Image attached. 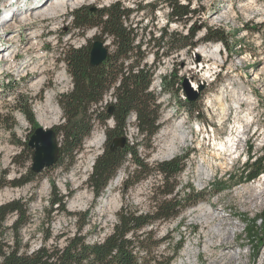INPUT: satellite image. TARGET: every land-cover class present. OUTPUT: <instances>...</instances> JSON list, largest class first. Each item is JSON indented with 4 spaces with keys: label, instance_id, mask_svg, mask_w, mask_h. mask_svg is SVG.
Here are the masks:
<instances>
[{
    "label": "rangeland",
    "instance_id": "374dc122",
    "mask_svg": "<svg viewBox=\"0 0 264 264\" xmlns=\"http://www.w3.org/2000/svg\"><path fill=\"white\" fill-rule=\"evenodd\" d=\"M188 1L178 0L182 5H186ZM51 2L52 0H0V53L13 52L14 54L12 59L0 60V177L2 172H6L5 179L12 181L24 175L32 165V157L30 158L29 154L18 160L21 164L23 163V168L11 163L20 152L17 142L26 141L31 134V125L26 120L25 113L15 108L17 95H22L26 108L34 117L37 127H44V123H49L52 125L50 129L54 131L65 125V122L62 125H56L57 112L45 114L40 111V107L34 106L53 108L54 102L58 103L59 100L55 99V95L69 88L68 83L72 81V77L67 72H65L66 78L53 82L57 71L53 64L62 61V55L57 54L63 46L61 43L54 44L52 40H49V26L51 23L64 26L65 17L68 20L70 13L84 7L100 10L119 2L124 8L131 10L129 24L131 28H134L138 38L143 39L147 44H143L140 48L141 58L134 52L126 61L132 66L130 71L138 68L137 70L144 69L150 73L151 92L149 94L154 97L158 107L157 124L160 127L150 140L139 131H134L126 143L125 146L137 149L138 156L151 171L146 177L129 185L128 189H125L123 184L126 180L131 181L132 172L136 169L128 153L99 196L96 197L88 185L96 160L104 150L105 133L109 130L105 121L103 124L94 122L90 135L83 141L69 168L66 167L67 162L64 159L57 166L54 165L42 171L30 183L21 187L7 186L0 190V205L13 200H21L25 205L28 222L19 232L22 244H25L27 248L28 244L33 247H42L44 232L49 229L50 238L46 245L58 247L64 244V239L75 235L79 225L82 228L79 235L84 238L86 244L92 245L98 242L99 237L102 242L117 224V216L122 209L136 215L146 214L152 210L157 200H162L159 197L162 177L154 172V168L162 162L187 156L184 170L176 178L175 200L184 205L186 196L193 194L200 196L201 200L192 207L182 209L176 218L150 224L146 232L152 230L155 240L165 239L166 241L153 248L150 243H147L146 246L151 253L146 255L141 251L137 255L138 258L147 262L154 256L171 257L175 250L171 264L186 263L187 257L196 260V264H211L208 254L203 250L205 230L201 226L200 216L195 208L216 202L215 208L225 207L227 219L237 224V235L232 236L234 239L232 247L243 256V261L239 264H260L261 254L264 252V203L257 210L244 209L247 207L239 203L234 192L264 176L261 174L251 181H245L244 176L240 177L249 158H252V161L256 160V163L264 160V0H190V9L196 12L191 20V22L195 21L194 27L207 26L222 29L229 37L227 48L231 53L228 55L221 43H215L219 46L221 66L219 70L212 73L213 76L207 83L201 81L202 66H199L196 58L200 47L211 44L200 42L204 37L203 30H200L195 37V41L199 40L196 47L184 49L169 56L162 55L166 51L165 48L156 52L157 49L153 48V44L148 43L151 36L157 40L165 29L174 34L187 33L188 26L184 27L174 22L167 23L169 10L165 0H83L82 3L72 5H70L72 2L66 0L63 5L53 9L52 15H47L50 9L43 14L37 13L41 7L50 8ZM5 5H9L10 11L6 17L7 20L5 14L2 15L4 13L2 7ZM152 5L156 6L153 13L150 10ZM139 6L143 9L137 11ZM60 10L62 11L59 12ZM70 26L73 36L71 43L64 46L66 51L77 45L87 32L91 33L94 29L81 31L77 30L78 28L73 24ZM8 27L17 28L16 36L10 37L12 33L9 31L5 33ZM32 36L33 38H30ZM97 36H99L98 30L94 31L91 37L86 38L85 43L87 44L88 41L91 43ZM98 40L107 46L109 54L113 52L110 38L103 37ZM235 46L236 48L233 49ZM153 57L154 62L150 65ZM136 60L139 61V66L137 63L133 65L137 62ZM141 65H143L142 68ZM196 66L198 69L194 73L191 68ZM230 67L233 68V73L229 70ZM23 71L27 73L26 78L20 84L10 85L13 90L5 94L2 86L7 85L6 80L12 76V73L19 74ZM173 71L176 72L177 78L173 90L169 91L164 88V78H168ZM19 75L20 78L23 77ZM234 75L238 76V79L234 78ZM159 78L161 83L157 87L155 83ZM36 79L39 82L42 79V85L39 94L34 97V90L29 87L39 83ZM234 79L244 86V93L241 94V91L235 90L232 95L220 94L225 89L227 80ZM195 82L199 84L193 90ZM186 86L191 93L198 92L197 100L192 102L200 110L198 116L189 115L183 108L184 102L188 101ZM200 86L202 90L198 91ZM248 94L255 99V105L250 112L251 123L240 145L241 155L226 172L212 166V172L208 177L198 175L200 156L205 154L204 151L209 153L213 148L210 140L213 132L218 131L220 138L231 134L235 117L234 111L230 109L231 104L236 98ZM49 95H52L51 102L46 103ZM218 95H221V98L223 96V105L214 100ZM59 108L62 113L60 106ZM243 109L246 110L247 107L243 106ZM128 120L123 126L124 133L127 128V133H131V121L128 126ZM178 121L186 122L190 132L188 141L185 147L179 146L171 156H163L162 153H166L163 147L168 143L169 135L160 137V134L162 130L172 127ZM138 126L136 120L134 128ZM60 135L56 138L59 145ZM97 136L101 137L102 143L99 147L91 146L89 143ZM206 162L204 166L209 165L212 158H206ZM255 167L256 165L250 170L253 171ZM53 185L56 192L63 197L62 204L67 213L59 211L55 206L50 209ZM166 198L169 199V197ZM13 216L14 214L9 216L3 224L6 228L4 238L11 243V226L8 224L11 220L13 221ZM179 247L180 250L177 251ZM225 250L231 251L232 248H225ZM195 255L196 257L193 258Z\"/></svg>",
    "mask_w": 264,
    "mask_h": 264
},
{
    "label": "trees",
    "instance_id": "16d2710c",
    "mask_svg": "<svg viewBox=\"0 0 264 264\" xmlns=\"http://www.w3.org/2000/svg\"><path fill=\"white\" fill-rule=\"evenodd\" d=\"M167 9L169 10L168 22L179 23L187 27V33L174 34L169 33L166 29L160 33L156 40L153 36L149 39L153 48L158 52L165 48L163 56H169L184 49L196 47L198 41L195 37L200 30H203V38L200 42L203 43H221L227 52L231 53L228 47V34L218 28L207 26L194 27L195 21L191 22L194 10L190 9V0L186 5H182L178 0H165ZM138 11L143 7H137ZM156 6H150L153 13ZM131 10L126 9L119 2L110 4L107 8L91 11V8L84 7L75 10L71 13L72 24L81 31L84 29L97 28L99 36L94 37V40L103 39V37L111 39V45L114 50L109 54L106 60L95 67L89 65V54L91 43L79 49H69L65 54V62L67 71L72 77L73 89L71 92L62 95L58 103L62 109L65 125L54 130L56 137L60 135L61 141L58 147V159L54 165H58L62 160H66V167L69 168L73 162L76 152L81 148L83 141L90 135L94 122L103 124L109 118L114 120V127L106 131V141L102 155L96 160L93 172L89 177L88 185L92 189L95 196H99L108 180L115 173L126 153L131 156L132 162L136 169L132 172L131 181L124 182L125 189L129 185H133L143 177H146L151 171L147 169V165L138 156L137 149L125 146L116 148L113 152L109 150L110 143L123 136V126L129 112L136 113L138 121V131L150 140L159 130L158 107L155 104V99L147 92V88L151 84L150 73L147 70L140 69L137 73L129 72L124 74V63L131 58L135 52L141 58L140 48L143 44H147L143 39H139L134 28H131L129 17ZM236 46L233 48L235 49ZM133 65L139 66V61L136 60ZM132 68V67H131ZM121 76V81L116 87L117 102L112 108L110 115L106 111L97 112L94 109L95 104L101 99L106 90L109 89ZM176 72L164 78V88L173 90L176 81ZM150 82V83H149ZM12 86L4 85L3 91H12ZM22 95H17L15 98V108L25 113L26 120L31 125V133L37 128L34 117L27 110L26 104L22 99ZM197 98L193 101L195 102ZM183 108L189 115L200 113L199 108L192 102L185 101ZM29 137L26 141H18L20 152L12 159L13 165H18L23 168L18 160L22 159L26 154L30 158L33 156V150L28 145ZM187 156L182 158H174L167 162L158 164L154 172L162 177L161 191L159 197L162 200H157L152 206V210L146 214L136 215L128 213L122 209L119 213L117 224L109 235H107L101 243L86 244L84 238L80 236L81 226L77 227L75 235L66 241V245L62 249L57 246H47L46 242L50 238V231L47 229L44 232L43 246L31 255H26L20 250L26 249V245L22 244L19 235L20 229L28 222L26 216V208L21 200H13L0 205V264H171L174 260L176 251L171 257L158 258L154 256L144 262L138 258V254L144 252L150 254L146 244L150 243L151 248L157 247L165 239L155 240L152 230L146 232V228L150 224L157 221L166 222L172 218H176L182 209L192 207L201 200L197 194L187 195L184 205L175 200L176 178L180 172L184 170L185 160ZM252 158L247 160L240 177L245 181L256 179L261 174H264V160L252 161ZM53 165V166H54ZM253 171L251 167L255 166ZM52 166V167H53ZM6 172H2L0 177V190L4 187H21L27 183L34 181L38 174L27 169L24 175H20L17 179L7 181L5 179ZM21 174V173H20ZM166 197H169L166 198ZM164 198V199H163ZM63 197L60 196L53 185L52 197L50 200L51 208L58 205V210L66 212L63 206ZM51 212V210H49ZM67 213V212H66ZM15 214L16 218L10 227L12 233V244H7L4 238L6 228L3 226L6 219ZM86 215V214H84ZM150 248V246H149ZM180 247L177 248V251ZM160 259H164L163 261Z\"/></svg>",
    "mask_w": 264,
    "mask_h": 264
},
{
    "label": "bare ground",
    "instance_id": "6f19581e",
    "mask_svg": "<svg viewBox=\"0 0 264 264\" xmlns=\"http://www.w3.org/2000/svg\"><path fill=\"white\" fill-rule=\"evenodd\" d=\"M69 1L72 2V3L69 2L70 5L74 3H80L81 1L83 2V0H69ZM64 2H66V0H52L51 2L52 6L50 8L41 7V10L38 11L37 13L43 14L44 12L47 11V9H50V12H48L49 11L48 10L47 11L48 14L47 13L46 14L48 16L52 15L54 14L53 9L54 8L56 9L58 6L63 5ZM8 6L5 5L2 7V9L4 10V13L2 15L5 14V18L10 14ZM61 11L62 10H60L59 12ZM5 18H4V21H5ZM8 31L12 33L10 37H13V36H16L15 32L17 31V28L14 29L13 27L12 28L8 27V29L5 30V33ZM30 38H33V36ZM219 56H220V53H219L218 44L211 43L209 45L200 47L198 49L196 58L199 61L198 62L199 66H202V69L200 68V70L203 71L201 81H203L204 83L209 82V79L213 76L212 73L214 71L219 70L221 66V60ZM12 58H14L13 52L0 53V60L4 59L6 61V59L9 60ZM154 59L155 58L153 57L152 61H154ZM197 69H198L197 66L195 68L193 67L191 68V70H194V73L197 71ZM232 69H233L232 67L229 68L231 73L234 72V70ZM60 70L61 71L58 75L59 81L67 77L65 75V72H67L68 74L67 69H60ZM19 74H21L23 77L20 78ZM19 74L12 73V76L6 80V84L7 85L20 84L26 78L27 73L23 71V73H19ZM233 77L237 78L238 76L234 75ZM160 83H161V79L159 78L158 82H156L155 84L158 87V84ZM29 84H32V83H29ZM197 84L199 83H196V82L193 83V87H192L193 90H195V88L197 87ZM68 86L69 88L73 87V82L71 80L68 83ZM235 90L241 91L240 93L242 94V92L244 93V86L241 83H239L238 80H235V79L232 81L227 80V85L225 86V89L222 90L220 94L226 93V95H232L233 93H235ZM51 96L52 95H49L46 98V103L51 102V99H52ZM222 98H221V95H218L214 100H216V103L218 104L221 103V105H223L222 101L224 99ZM211 105H212V102H211ZM254 105H255V99L250 94L243 95L241 96V98H236L234 103L231 104L230 109L234 111V116H235L233 126L231 128V134L226 135L224 138H220L219 137L220 134L218 131L213 132V137H211L210 139L213 143V148L209 153L204 151L205 154L200 156L199 166L197 167L198 175L205 177V178L208 177L210 173L212 172V166L220 169L222 172H226L229 169L230 165L233 164L235 159L241 155L239 152L240 145L242 143V138L243 136L246 135L249 125L251 123V119H250L251 113L250 112L252 111V107ZM243 106H246L247 109L246 110L243 109ZM129 124H130V121L128 120V126ZM49 126H52V125H50L49 123H44V127H46V129ZM127 132H128V128L126 129L125 133ZM165 135H169V140H168V143L163 147L164 148L163 151H166V153L165 154L162 153V155L171 156L177 151L179 146L185 147V144L187 143L188 138L190 136V132H189V128L186 125V122L178 121L172 127L162 130L160 137L165 136ZM101 143H102L101 137L97 136L89 144L91 146L99 147ZM208 157L212 158V162L209 165L204 166V164L207 163L206 158ZM234 196L238 198L240 204L247 207L244 209H251V210L260 209L264 203V176L252 184L250 183L244 187L238 188L237 190H235ZM215 203L216 202H213L206 206H199L195 208L196 209L195 211H197L198 215L200 216L201 226L205 230L204 231L205 242L203 244V250L208 254L209 259L211 260L210 262L211 264H239V262L243 261V256L240 254V252H236V250H234V248L232 247L234 245V239H232V236L237 235V231H236L237 224L227 219L225 215L226 213L225 207L216 209ZM225 248H232V250L224 251ZM261 255H262V258L260 260L261 261L260 264H263L264 252H262ZM195 257L196 255L193 258ZM183 264H196V260L194 261V260H191V257H187L186 263H183Z\"/></svg>",
    "mask_w": 264,
    "mask_h": 264
},
{
    "label": "built area",
    "instance_id": "2783aa9c",
    "mask_svg": "<svg viewBox=\"0 0 264 264\" xmlns=\"http://www.w3.org/2000/svg\"><path fill=\"white\" fill-rule=\"evenodd\" d=\"M68 17H69L68 20L66 19V17L64 18V21H65L64 26H57V24H55V23H51L50 26H49V33H50L49 34V36H50L49 40H52L53 41L52 43H54V44H58V43L60 44L61 43L62 46H63L62 49H60V52L57 54V55H62V62H54V64H53L57 68V71L55 72V75H54V78H53V82H57L58 73H59L60 69H67V64L65 62V54H66L67 51L64 49V46L69 44V43H71V38L73 36V30L71 29V26H70V25H72L71 13H70V15ZM77 30H79V29H77ZM96 30H97V28H94L91 31V33L87 32L86 35L79 40V43L77 45L73 46V49H79V48L85 46L86 45V43H85L86 38L91 37L94 34V31H96ZM153 62L154 61H151L150 65ZM129 63L130 62L125 61L123 73L125 75L128 74L129 72H133L134 74L137 73L138 72V70H137L138 68H135L134 71H130L132 66H130ZM142 67H143V65H141V68ZM52 68H54V67H52ZM29 71H31V70H29ZM120 80H121V76L113 84L114 86L110 87L108 90H106L104 92V94L102 95L101 99L95 104L94 109H96L97 112L106 111L109 107H113L114 104H116V102H117L116 87L119 86ZM41 82H42V79L40 80V82L38 84H34L32 87H29V89H33L34 90V97L37 94H39V92H40V87L42 85ZM72 89H73V87H70V88L66 89V91H63L62 93H57L55 95V99H58L62 95H65V94L69 93L70 91H72ZM147 92L150 93L151 90L148 88ZM34 107H40V111L45 113V114L46 113H50V112H57L56 125L64 124L65 120H64V118L61 119L62 113H61V110H60L57 102H54L53 108H45V106H34ZM127 117H129V121H131V133H124L123 132V135H124V138L126 139V141L128 143V140L130 139L131 134L134 131H138V127L134 128V123H136V120H137L136 119V113L134 111L129 112ZM106 125L109 128H113L114 127V120L112 118L108 119L106 121ZM50 127L51 126H49L48 128H50ZM42 128L46 129V127H42ZM54 206H55V208L58 207V205H54ZM15 218H16V216L14 215L13 216V221L15 220ZM13 221L11 220L9 222L8 226H11ZM69 238H71V237H69ZM69 238H66V239L63 240L65 245H66V240L69 239ZM25 242H26V240H25ZM98 243H101V237H99ZM7 244L11 246L12 243L11 242H7ZM64 244H60L58 246V249H62L65 246ZM47 246H49V245H47ZM40 248L41 247H33L32 245L28 244V248L24 249V250L23 249L20 250V253L24 252L26 255H31V254L35 253L36 251H38Z\"/></svg>",
    "mask_w": 264,
    "mask_h": 264
},
{
    "label": "water",
    "instance_id": "95a60500",
    "mask_svg": "<svg viewBox=\"0 0 264 264\" xmlns=\"http://www.w3.org/2000/svg\"><path fill=\"white\" fill-rule=\"evenodd\" d=\"M91 11H94L91 9ZM108 56V50L104 43L100 40H95L91 44L89 54V65L91 67L102 64ZM202 90V86L198 88V91ZM187 99L193 102L197 96L196 93L185 87ZM112 107L108 109L107 113L110 115ZM28 147L33 150L31 172L34 174H40L47 168L52 167L58 159V145L55 132L52 129H43L42 127L36 128L28 139ZM125 147L124 138L114 139L109 146V150L113 152L116 148Z\"/></svg>",
    "mask_w": 264,
    "mask_h": 264
}]
</instances>
